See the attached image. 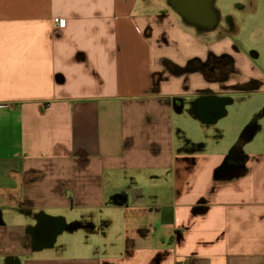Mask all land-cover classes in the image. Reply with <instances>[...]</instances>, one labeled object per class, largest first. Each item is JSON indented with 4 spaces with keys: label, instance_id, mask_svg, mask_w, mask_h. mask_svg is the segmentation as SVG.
<instances>
[{
    "label": "crops",
    "instance_id": "1",
    "mask_svg": "<svg viewBox=\"0 0 264 264\" xmlns=\"http://www.w3.org/2000/svg\"><path fill=\"white\" fill-rule=\"evenodd\" d=\"M162 2L0 0V264H264L257 125H212L264 53L167 56Z\"/></svg>",
    "mask_w": 264,
    "mask_h": 264
},
{
    "label": "rangeland",
    "instance_id": "2",
    "mask_svg": "<svg viewBox=\"0 0 264 264\" xmlns=\"http://www.w3.org/2000/svg\"><path fill=\"white\" fill-rule=\"evenodd\" d=\"M162 1L166 5L165 0ZM214 6L219 13L217 30L221 29V34L214 29L200 32L189 26H185L184 33L167 29L176 44L169 41L167 46H162V52L173 57L190 53L203 55L208 49L214 53L236 50L246 54H251L250 51L260 55L264 53V0H215ZM226 96L232 98V102L226 104L225 115L212 124L216 125L213 136L217 141H225L236 124H242L243 130L253 121L257 125L255 133L242 147L246 150L264 149V101L261 92L230 93Z\"/></svg>",
    "mask_w": 264,
    "mask_h": 264
},
{
    "label": "water",
    "instance_id": "3",
    "mask_svg": "<svg viewBox=\"0 0 264 264\" xmlns=\"http://www.w3.org/2000/svg\"><path fill=\"white\" fill-rule=\"evenodd\" d=\"M168 6L176 13L181 21L189 27L208 31L217 26L219 13L215 9V0H165ZM235 150V149H234ZM234 159V158H232ZM236 161V160H234ZM41 217L43 215H40ZM56 221H62L55 218ZM64 228L57 223L54 231Z\"/></svg>",
    "mask_w": 264,
    "mask_h": 264
},
{
    "label": "flooded vegetation",
    "instance_id": "4",
    "mask_svg": "<svg viewBox=\"0 0 264 264\" xmlns=\"http://www.w3.org/2000/svg\"><path fill=\"white\" fill-rule=\"evenodd\" d=\"M213 29L216 30L218 34H221V31H220L221 29L217 30V26ZM197 31L201 32L203 30L197 29ZM229 64H231V59L228 55H222L218 57V56H213L212 54H210L204 61H201L198 58H192L186 63L184 68L174 67V69L178 72L182 70L195 69V70H201L204 74L208 76H211V75L218 76L219 74L224 73L225 68L228 67ZM240 161L241 160L238 159L236 162L239 164Z\"/></svg>",
    "mask_w": 264,
    "mask_h": 264
},
{
    "label": "built area",
    "instance_id": "5",
    "mask_svg": "<svg viewBox=\"0 0 264 264\" xmlns=\"http://www.w3.org/2000/svg\"><path fill=\"white\" fill-rule=\"evenodd\" d=\"M54 22L59 27H63L64 24H65L64 19L63 18H59V17L54 18Z\"/></svg>",
    "mask_w": 264,
    "mask_h": 264
}]
</instances>
